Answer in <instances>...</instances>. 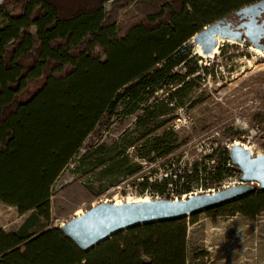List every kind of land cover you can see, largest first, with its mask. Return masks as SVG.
<instances>
[{"label":"trees","instance_id":"16d2710c","mask_svg":"<svg viewBox=\"0 0 264 264\" xmlns=\"http://www.w3.org/2000/svg\"><path fill=\"white\" fill-rule=\"evenodd\" d=\"M256 1L2 0L0 202L28 215L15 230L0 227V264H187L186 217L130 227L83 252L59 226H50V197L105 119L136 115L139 136L123 138V145L90 146L80 156L79 168H101L108 178L96 193L142 169L130 158L131 147L141 161L173 153L178 134L166 123L200 78L194 76L200 66L190 58L191 45L186 52L180 48ZM130 6L133 15L122 12ZM163 89L172 91L160 99L156 94ZM208 173L229 174L227 158ZM136 184L145 186L146 179L130 183ZM201 213L213 220L236 214L254 219L264 215V189L194 213L191 220Z\"/></svg>","mask_w":264,"mask_h":264},{"label":"rangeland","instance_id":"374dc122","mask_svg":"<svg viewBox=\"0 0 264 264\" xmlns=\"http://www.w3.org/2000/svg\"><path fill=\"white\" fill-rule=\"evenodd\" d=\"M107 7L110 8L109 3ZM122 12L133 15L134 9L130 6ZM199 48L196 44L191 45L190 58L201 67H208L209 71L202 70L199 74H194L200 75V78L192 90V96L187 98L183 108L176 106L174 118L166 123L176 131L180 144L172 155L164 159L167 162L182 156L185 161L203 158L214 146L224 147L225 143L233 142L242 135H238V131L232 126L233 115L242 111L244 116H248L264 108V100H260L264 87L263 50L246 41L228 40L219 41L211 56L199 54ZM220 49L230 55L229 64L222 56H217ZM211 62L213 63L208 66ZM171 91L163 89L156 96L162 99ZM248 95L252 96V102L246 99ZM198 97L201 99L191 104ZM135 117L136 115H130L120 120L114 116L105 119L88 136L80 152L53 187L50 197V226H60L77 215V211L84 212L104 200L124 202L129 196L139 197L130 185L131 181L135 179L140 182L142 177L153 175L159 162L149 165L140 158L136 159L133 147L128 150L130 158L141 163L142 169L133 176L120 177V182L106 186L98 193L95 190L108 180L101 176V168L90 165L78 167L80 156L90 146L105 144L109 147L115 143L123 145L125 137L126 140L138 138L139 134L134 130ZM177 118L180 120L177 122L178 128H175ZM247 120L251 124V120ZM245 135L253 136L255 148L260 150L264 147V131ZM141 142V139L135 140V144ZM27 215L20 214L15 206L0 202V227L6 231L17 229ZM186 222L187 264H264L263 214L254 219L236 214L218 216L213 220L207 214L201 213L196 221H192L190 215L187 216Z\"/></svg>","mask_w":264,"mask_h":264},{"label":"water","instance_id":"95a60500","mask_svg":"<svg viewBox=\"0 0 264 264\" xmlns=\"http://www.w3.org/2000/svg\"><path fill=\"white\" fill-rule=\"evenodd\" d=\"M2 0H0L1 4ZM264 7V0L250 3L238 9L236 14L246 19L235 30L226 18L220 19L194 35L204 54L211 53L217 46L218 37L233 39L264 50L259 38L263 30L256 26V16ZM230 158L241 172L243 183L229 186L213 193H199L185 200L156 199L143 201H101L86 209L80 215L62 223L61 231L70 238L83 252H87L112 235L137 225L160 221H172L220 206L246 194L264 189V156H252L241 145L229 149ZM252 182L258 183L252 184Z\"/></svg>","mask_w":264,"mask_h":264},{"label":"built area","instance_id":"2783aa9c","mask_svg":"<svg viewBox=\"0 0 264 264\" xmlns=\"http://www.w3.org/2000/svg\"><path fill=\"white\" fill-rule=\"evenodd\" d=\"M243 41L246 40L244 39ZM195 44L196 43L194 42V37H192L186 43H184L180 50L181 52H186V49L188 47L187 45ZM196 45L199 46L198 44ZM227 54L228 53L224 52V49H220V51H218L217 53V56L219 58H221L222 56L226 63L229 64L230 55L228 56ZM212 63L213 62L208 63V66H210ZM202 70L204 71V68L200 66L199 70L195 74H199ZM262 91L263 93L260 100H264V87L262 88ZM246 99H249V101L252 102L253 98L252 96L248 95L246 96ZM238 108L240 110L242 109V107ZM251 111L252 110L250 109V112ZM238 113L240 114L233 115L234 123H232V126L235 130L238 131V135H242L240 137L237 136L238 138L231 143H225L224 147L218 145L214 146L211 151L203 158L185 161V157L182 156L177 157L176 159H173L169 162L164 160L165 158H167V156L173 154L171 153L164 158L157 159L152 162L144 161L149 165H153V163L155 164L159 162L157 163V169L154 171L153 175H146V177H142V179H146L145 186H140L138 184L133 186L136 194L139 195V197L131 198L129 196L126 201H139L141 199L147 201L156 199H170L174 201L185 200L188 197L197 195L199 193H213L217 190L243 183V181L241 180V172L239 171L238 167L233 164L232 159L230 158L229 149L233 145H241L242 147H244L243 145H247L249 147V149L247 150L250 151L252 156H264V147H262L260 150L255 148L253 136L245 135L247 133L253 134L264 131V108L260 109L257 112L255 111V113H250L248 114V116H244L242 111H238ZM248 118L249 120H251V124H249L247 120ZM176 120L177 121L175 123V128H178L177 122L180 119L177 118ZM222 157L227 158V166L230 169V173L222 178H217L214 175L209 174L208 170L209 168L214 166ZM161 161L162 163H160ZM194 166L197 167V171L194 170ZM204 167H206L207 171L204 170ZM194 172H196L197 174L194 175ZM211 172L214 173L213 170ZM252 184L258 185V183L255 182H252Z\"/></svg>","mask_w":264,"mask_h":264},{"label":"flooded vegetation","instance_id":"af4514ba","mask_svg":"<svg viewBox=\"0 0 264 264\" xmlns=\"http://www.w3.org/2000/svg\"><path fill=\"white\" fill-rule=\"evenodd\" d=\"M241 16L242 15H238L235 12L230 17L226 18L227 19V22L230 23V27L231 28H233L235 30H238V29L242 30V28H239V25L241 23H243L244 21H246V19H243ZM255 25L256 26H260V29L263 30V32L260 35L259 41H260L261 44L264 45V7H263L261 13L258 16H256V23H255Z\"/></svg>","mask_w":264,"mask_h":264},{"label":"bare ground","instance_id":"6f19581e","mask_svg":"<svg viewBox=\"0 0 264 264\" xmlns=\"http://www.w3.org/2000/svg\"><path fill=\"white\" fill-rule=\"evenodd\" d=\"M223 40H228V41H235V40H233V39H224V38H220V37H218V39H217V45H218V42L219 41H223ZM199 47V46H198ZM217 47V46H216ZM216 47L214 48V50L211 52V53H209V54H204L203 52H202V50H201V48H199V50H200V53L199 54H201V55H203V56H211L213 53H214V51H215V49H216ZM257 48V47H256ZM259 49V48H258ZM261 50V49H260ZM246 149H249V147L247 146V145H243ZM139 200V199H138ZM142 200H144V199H141V200H139V201H142ZM107 201V200H106ZM113 202H116V203H122L123 201L122 200H114ZM82 213V211L81 210H79V211H77V215H80Z\"/></svg>","mask_w":264,"mask_h":264}]
</instances>
